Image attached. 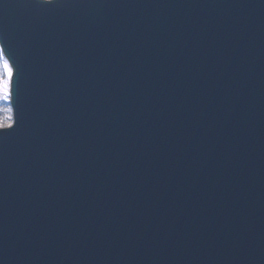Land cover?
Returning <instances> with one entry per match:
<instances>
[{"label": "water", "instance_id": "95a60500", "mask_svg": "<svg viewBox=\"0 0 264 264\" xmlns=\"http://www.w3.org/2000/svg\"><path fill=\"white\" fill-rule=\"evenodd\" d=\"M0 35V264H264V0H0Z\"/></svg>", "mask_w": 264, "mask_h": 264}, {"label": "snow or ice", "instance_id": "6c2138e0", "mask_svg": "<svg viewBox=\"0 0 264 264\" xmlns=\"http://www.w3.org/2000/svg\"><path fill=\"white\" fill-rule=\"evenodd\" d=\"M60 0H47L42 6L55 7L58 6ZM0 59H2L4 67L0 69V74L5 80L6 90L0 96V142L12 135L22 123L20 113V82L17 76L20 74V66L8 44V41L0 35Z\"/></svg>", "mask_w": 264, "mask_h": 264}, {"label": "clouds", "instance_id": "9594fccd", "mask_svg": "<svg viewBox=\"0 0 264 264\" xmlns=\"http://www.w3.org/2000/svg\"><path fill=\"white\" fill-rule=\"evenodd\" d=\"M38 6H42V0H35ZM43 2H47V0H43ZM4 67L2 59H0V69ZM6 90L5 87V80L2 74H0V96L3 95L4 91Z\"/></svg>", "mask_w": 264, "mask_h": 264}]
</instances>
